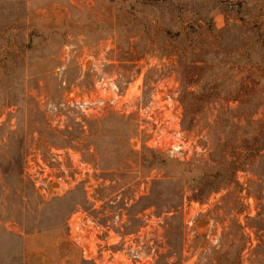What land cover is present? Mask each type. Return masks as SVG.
I'll list each match as a JSON object with an SVG mask.
<instances>
[{"label": "rangeland", "instance_id": "rangeland-1", "mask_svg": "<svg viewBox=\"0 0 264 264\" xmlns=\"http://www.w3.org/2000/svg\"><path fill=\"white\" fill-rule=\"evenodd\" d=\"M101 74L131 114L72 106ZM78 212L155 226L156 264H264V0H0V264H95Z\"/></svg>", "mask_w": 264, "mask_h": 264}, {"label": "built area", "instance_id": "built-area-1", "mask_svg": "<svg viewBox=\"0 0 264 264\" xmlns=\"http://www.w3.org/2000/svg\"><path fill=\"white\" fill-rule=\"evenodd\" d=\"M119 82L120 79L110 77L108 74L99 75L96 89L90 93L89 98L84 101L75 99L72 106L88 116L96 112L110 111L131 114L135 93L130 92V96L123 94ZM156 121L153 112L147 118V124ZM166 126L168 127H164L158 135L155 132L151 139L152 146L172 153L183 152L185 142L182 133L179 129H173L169 123ZM122 218L116 216L104 224L81 212L75 213L68 223L70 239L81 250L83 258L95 264H156L157 243L160 237L155 226L147 232L145 241L143 229L125 236L123 232L126 223ZM190 227L193 233L197 231L196 222H192ZM242 264L254 263L247 260Z\"/></svg>", "mask_w": 264, "mask_h": 264}]
</instances>
